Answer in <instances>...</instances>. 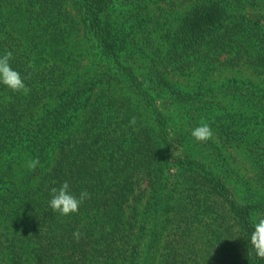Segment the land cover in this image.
Returning a JSON list of instances; mask_svg holds the SVG:
<instances>
[{
  "label": "trees",
  "instance_id": "obj_1",
  "mask_svg": "<svg viewBox=\"0 0 264 264\" xmlns=\"http://www.w3.org/2000/svg\"><path fill=\"white\" fill-rule=\"evenodd\" d=\"M6 51L0 264H264V0H0Z\"/></svg>",
  "mask_w": 264,
  "mask_h": 264
},
{
  "label": "clouds",
  "instance_id": "obj_2",
  "mask_svg": "<svg viewBox=\"0 0 264 264\" xmlns=\"http://www.w3.org/2000/svg\"><path fill=\"white\" fill-rule=\"evenodd\" d=\"M13 53L6 51L0 55V85L5 86L13 92H20L24 95L29 94L30 89L25 84V79L29 77H22L21 74L14 70L11 61ZM137 123L136 117H132L129 121L130 126H135ZM213 131L207 122H202L199 126L191 130V136L198 142H206L213 138ZM40 164L39 158L30 159L26 167L32 171ZM51 199L49 207L54 212H59L61 215L67 216L75 214L84 201L91 198L87 190H82L79 195L72 192L70 184L64 181L59 187H52L50 189ZM252 232L249 234V246L259 259H264V214L257 215L252 223ZM74 239L78 242L81 239L79 229L73 232Z\"/></svg>",
  "mask_w": 264,
  "mask_h": 264
},
{
  "label": "rangeland",
  "instance_id": "obj_3",
  "mask_svg": "<svg viewBox=\"0 0 264 264\" xmlns=\"http://www.w3.org/2000/svg\"><path fill=\"white\" fill-rule=\"evenodd\" d=\"M236 155V153H234ZM243 156L240 154L239 155V159H242ZM242 168L239 170L241 174L245 175L246 178H248V176H251L252 175V171H251V168L248 164H245V162H242ZM1 231V229H0Z\"/></svg>",
  "mask_w": 264,
  "mask_h": 264
}]
</instances>
